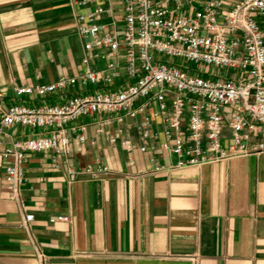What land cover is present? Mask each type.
I'll return each instance as SVG.
<instances>
[{"label": "built area", "instance_id": "built-area-1", "mask_svg": "<svg viewBox=\"0 0 264 264\" xmlns=\"http://www.w3.org/2000/svg\"><path fill=\"white\" fill-rule=\"evenodd\" d=\"M72 2L80 10L82 72L15 85L16 97L38 102L32 106L9 105L0 91V157L15 202L21 203L30 156L51 154L60 169L73 143H85L90 122L82 119L98 117L97 134L113 143L135 128L148 142L140 152L150 153L157 173L264 154V0ZM16 127L30 132L17 136ZM109 172L99 162L68 167V183ZM34 218L25 216V229Z\"/></svg>", "mask_w": 264, "mask_h": 264}, {"label": "crops", "instance_id": "crops-1", "mask_svg": "<svg viewBox=\"0 0 264 264\" xmlns=\"http://www.w3.org/2000/svg\"><path fill=\"white\" fill-rule=\"evenodd\" d=\"M78 12L72 0H0L7 104H38L16 97L15 85L82 72ZM89 122L85 143H73L60 169L51 154L30 156L20 204L0 157V264H264V154L157 173L135 128L126 131L128 149L127 136L113 143L90 120L79 124ZM29 132L14 129L17 136ZM96 162L110 168L105 178L68 183V167ZM27 214L35 218L25 229ZM60 215L71 221L50 222Z\"/></svg>", "mask_w": 264, "mask_h": 264}, {"label": "rangeland", "instance_id": "rangeland-1", "mask_svg": "<svg viewBox=\"0 0 264 264\" xmlns=\"http://www.w3.org/2000/svg\"><path fill=\"white\" fill-rule=\"evenodd\" d=\"M174 62H176L177 64H180L181 63V60L179 59H174ZM192 65V66H191ZM190 66L193 68V67H196L195 64H191Z\"/></svg>", "mask_w": 264, "mask_h": 264}]
</instances>
